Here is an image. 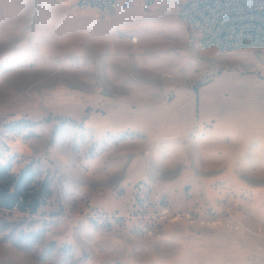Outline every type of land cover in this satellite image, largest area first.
I'll return each instance as SVG.
<instances>
[{
    "label": "rangeland",
    "instance_id": "obj_1",
    "mask_svg": "<svg viewBox=\"0 0 264 264\" xmlns=\"http://www.w3.org/2000/svg\"><path fill=\"white\" fill-rule=\"evenodd\" d=\"M182 2L0 0V162L51 182L0 264H264V49L201 50Z\"/></svg>",
    "mask_w": 264,
    "mask_h": 264
},
{
    "label": "built area",
    "instance_id": "obj_2",
    "mask_svg": "<svg viewBox=\"0 0 264 264\" xmlns=\"http://www.w3.org/2000/svg\"><path fill=\"white\" fill-rule=\"evenodd\" d=\"M81 10L106 13L133 0H76ZM150 7L159 0H139ZM178 17L196 34L201 50L222 53L264 49V0H183ZM133 44L139 38H130Z\"/></svg>",
    "mask_w": 264,
    "mask_h": 264
},
{
    "label": "trees",
    "instance_id": "obj_3",
    "mask_svg": "<svg viewBox=\"0 0 264 264\" xmlns=\"http://www.w3.org/2000/svg\"><path fill=\"white\" fill-rule=\"evenodd\" d=\"M51 197V182L40 180L30 166L12 174L10 164L0 162V211L19 210L36 214ZM27 249V248H25Z\"/></svg>",
    "mask_w": 264,
    "mask_h": 264
},
{
    "label": "bare ground",
    "instance_id": "obj_4",
    "mask_svg": "<svg viewBox=\"0 0 264 264\" xmlns=\"http://www.w3.org/2000/svg\"><path fill=\"white\" fill-rule=\"evenodd\" d=\"M158 4H159V3H158ZM153 5H155V4H153ZM153 5H152V6H153ZM156 6H157V5H156ZM151 9H152V8H151ZM86 15L89 16L88 14H86ZM83 16H84V15H83ZM84 17H85V16H84ZM84 17H83V18H84ZM89 17H92V16H89ZM234 179H235V178H234Z\"/></svg>",
    "mask_w": 264,
    "mask_h": 264
}]
</instances>
